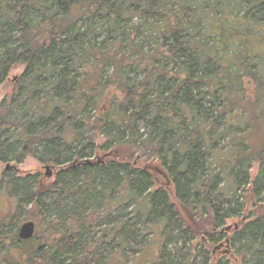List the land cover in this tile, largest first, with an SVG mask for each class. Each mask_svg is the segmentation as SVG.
<instances>
[{
	"label": "trees",
	"instance_id": "obj_1",
	"mask_svg": "<svg viewBox=\"0 0 264 264\" xmlns=\"http://www.w3.org/2000/svg\"><path fill=\"white\" fill-rule=\"evenodd\" d=\"M263 49L264 0H0V162L59 170L4 174L0 264H264Z\"/></svg>",
	"mask_w": 264,
	"mask_h": 264
},
{
	"label": "rangeland",
	"instance_id": "obj_2",
	"mask_svg": "<svg viewBox=\"0 0 264 264\" xmlns=\"http://www.w3.org/2000/svg\"><path fill=\"white\" fill-rule=\"evenodd\" d=\"M135 24H136V22L134 21L133 22V25H135ZM257 47H260V46H257ZM260 54L261 55H264V49L263 50H260ZM260 63H262V59H260ZM23 71H24V67L23 66H17L16 68H14L9 73V76H8L7 80L0 85V102L5 97H6V99L9 98V95L11 93V89L13 87V84L15 82V79L18 78L19 76H21V74H22ZM109 73H110V70H109ZM253 87L254 86H253V83H252L251 84V87L247 86L246 89L247 90H250L251 93L254 95L256 93V91H255V88H253ZM251 99H252V97H251ZM260 122H261V118H260ZM256 127H258V128L260 127V140H261L262 139V134H263L264 124L263 123H260ZM95 140L99 144H101L104 141L102 137L97 138ZM107 158H108V156H104V155L101 154V152H99L96 157H91L89 160L94 159L93 162L99 163L100 161H102V159H107ZM263 159H264V157H263ZM208 161H210V160H208ZM7 164H9L10 167H13L14 169H16V171H13V170L10 171V170H8L9 172H7L5 170V167H6ZM146 164L151 165V166L155 165L163 173H166L162 169V167L160 166L158 160H155L153 162V164L151 162H146ZM46 167H49V166L46 165V164L39 163L33 157H26L25 159H22V161H20L19 163L18 162H14V161L8 162V163H2V162H0V219L5 218V216H9V214H10L9 210L12 208V206L14 204L13 203V200L8 196V194L4 190L5 189L4 188V185H5V182H4V174L5 173H11V174L15 175L17 178H19V177H22L23 178V177H26V176H34V177H37V179H36L37 181L36 182L39 183V181L41 180V186H40V188H41L42 191H44V189H46L50 184L57 182V179L54 180V176L52 174L49 177L46 176V173L47 172L52 173L51 168L49 167L50 169L47 171L46 170ZM249 174H250V179H251L250 182H252V181H254V179H256V177L258 175L261 174V175L264 176V167H262V169L260 170L259 165L256 164V163H253L252 166H251V170H250ZM154 176H155L156 182L158 184L164 183V181L166 182V179H165L164 175L154 172ZM36 186L38 187V185H36ZM248 189H245V190H248ZM250 190H252V187L251 186H250ZM261 195L264 196V193H261ZM261 205L263 206V204H261ZM250 211H254V210L251 207H247L246 212L244 214V217L241 220H243L247 216H249L248 212H250ZM12 217H14V215ZM13 219H16V217H14ZM27 221L34 222V224L36 226V223H35L34 220H32L30 218L23 219L19 223V226H18L17 231H16V233H17L16 236H18V230H19L20 226L23 223L27 222ZM238 221H239V218H235V219H232V220H228L227 223H226V226L229 227L230 229H232L233 227H235L233 225L237 224ZM224 243H225V241H224ZM214 246L215 245L208 246L209 250L212 252V256H213L212 258H214V259L217 258L218 260L221 259V261L223 263L225 261H228L227 263L230 264V260H227V259H229V257L227 255H223L226 252V248L222 247V248H219V249H215ZM215 251H218V254L217 255L215 254ZM146 253L152 258V260L154 259V257H155V248L153 247V245H152V247L150 249H147ZM232 264H236V263H232Z\"/></svg>",
	"mask_w": 264,
	"mask_h": 264
},
{
	"label": "water",
	"instance_id": "obj_3",
	"mask_svg": "<svg viewBox=\"0 0 264 264\" xmlns=\"http://www.w3.org/2000/svg\"><path fill=\"white\" fill-rule=\"evenodd\" d=\"M50 167V166H49ZM46 167V170L48 171L50 168H51V170L53 171L54 170V168H52V167ZM8 168L10 169V166L9 165H7V167H6V171L8 170ZM59 173L58 172H56L55 173V175L57 176ZM51 175V174H50ZM49 175V176H50ZM48 176V175H47ZM48 176V177H49ZM35 228H36V226H35V224H34V222H32V221H27V222H25V223H23L21 226H20V228H19V230H18V238H19V240L20 241H27V240H30L33 236H34V233H35ZM230 228L228 227V230H229ZM228 247V246H227Z\"/></svg>",
	"mask_w": 264,
	"mask_h": 264
},
{
	"label": "flooded vegetation",
	"instance_id": "obj_4",
	"mask_svg": "<svg viewBox=\"0 0 264 264\" xmlns=\"http://www.w3.org/2000/svg\"><path fill=\"white\" fill-rule=\"evenodd\" d=\"M7 165H9V164H7ZM7 165H6V167H7ZM9 166H10V165H9ZM6 167H5V170H6ZM52 168H53V167H52ZM8 170H10V171H11V170L16 171V169H14L13 167H10V169L8 168ZM8 170H7V172H9ZM56 172L59 173V170H55V168H54V170L52 171V173L47 172V173H46V176H47V175L49 176L50 174H52V175L54 176V180H56V178H57V176L55 175ZM48 176H47V177H48ZM40 182H41V180H40Z\"/></svg>",
	"mask_w": 264,
	"mask_h": 264
}]
</instances>
